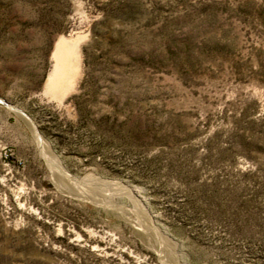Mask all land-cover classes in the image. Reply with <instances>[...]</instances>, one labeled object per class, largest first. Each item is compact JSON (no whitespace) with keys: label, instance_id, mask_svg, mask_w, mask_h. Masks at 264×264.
Instances as JSON below:
<instances>
[{"label":"rangeland","instance_id":"obj_1","mask_svg":"<svg viewBox=\"0 0 264 264\" xmlns=\"http://www.w3.org/2000/svg\"><path fill=\"white\" fill-rule=\"evenodd\" d=\"M0 264H264V0H0Z\"/></svg>","mask_w":264,"mask_h":264},{"label":"bare ground","instance_id":"obj_2","mask_svg":"<svg viewBox=\"0 0 264 264\" xmlns=\"http://www.w3.org/2000/svg\"><path fill=\"white\" fill-rule=\"evenodd\" d=\"M84 38L80 35L70 38L61 36L56 41L53 51L55 63L45 86L51 93L61 95L74 87L81 68L80 45Z\"/></svg>","mask_w":264,"mask_h":264}]
</instances>
